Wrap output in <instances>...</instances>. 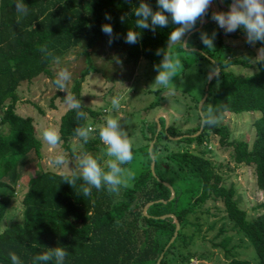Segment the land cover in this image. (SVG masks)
Masks as SVG:
<instances>
[{
	"label": "trees",
	"instance_id": "trees-1",
	"mask_svg": "<svg viewBox=\"0 0 264 264\" xmlns=\"http://www.w3.org/2000/svg\"><path fill=\"white\" fill-rule=\"evenodd\" d=\"M16 2L0 0V126L9 128L5 133L0 130V227L15 198L18 182L26 175L29 178L21 200L23 221L0 228V264H12L9 254L13 252L21 264H42L35 257L55 247H65L69 252L64 264H156L163 253L161 264H192L195 255L190 246L201 232V226L191 218L195 216L198 221V212L211 202L222 204L226 218L256 253L255 262L237 257L230 248L232 238L226 236L215 247L224 250L227 264H264V213L248 219L247 212L236 201L235 187L223 184L222 174L204 151H171L161 146L162 140L166 139L169 143H185L188 148L192 145L201 147L212 135L218 136L221 146L232 148L236 165L254 166L257 188L264 193V54L256 62L254 73L236 74L230 70L232 66L250 68L251 65L248 60L235 57L226 43L227 37L246 36L244 30L226 34L213 22L214 11L210 6L203 27L187 40L196 61H206L213 71L219 70L208 90H203L201 99L206 93L208 96L201 111L200 100L195 102L198 125L182 131L169 123L166 129L165 119L161 117L158 123L162 130L158 135L156 124L148 129L149 135L144 134L147 144L142 149L143 170L132 186L121 187L118 193H110L106 187L92 188L91 195L84 196L82 186L87 185L82 179H77L72 186L66 182L72 179V173L41 166L45 159L44 143L37 135L34 119L18 113L19 86L41 75L55 80L51 69L54 58L61 60L85 44L88 69L75 81L72 93L81 101L80 110L86 115L77 118V111L68 109L58 127L61 137L58 146L71 152L75 129L91 127L87 124L88 118L99 116L97 111L84 106L82 90L85 77L94 68L90 49L100 36L109 43V37L101 31L102 25H112L114 38L111 44L124 47L126 62L134 65L141 59L160 57L162 52H185L179 42L168 48L170 33L178 25L173 24L169 16L167 27H157L155 31L137 29L134 9L139 7L141 0H23L26 15L17 13ZM144 2L153 11L158 10L157 0ZM220 2L229 8L232 0ZM106 13L111 20L105 19ZM199 24L200 21L194 29ZM208 29L209 36L213 31L217 33L214 48L205 47L200 39L201 32ZM129 30L140 33L136 44L125 43ZM255 45L264 48L262 42ZM42 47L44 51H41ZM206 75L208 77V72ZM161 92L162 89L157 94ZM156 105L160 102L151 107ZM209 106L214 108L218 118L214 126L201 123V113L206 114ZM244 112L261 114L253 124L255 139L252 143L232 140L229 127L219 123L227 113ZM99 131L96 129L95 137L87 143L83 141V153L99 150L103 145ZM178 137L181 139H172ZM153 141L155 173L151 169L149 151ZM163 151L162 159L159 154ZM165 172H168L167 176ZM165 183L174 189L173 199L172 191ZM151 202L153 204L145 214V208ZM167 215H174V218H162ZM175 219L180 223V230L168 247L176 231ZM189 228H195V232L189 234ZM223 233L222 229L220 235ZM48 264H55V261Z\"/></svg>",
	"mask_w": 264,
	"mask_h": 264
},
{
	"label": "rangeland",
	"instance_id": "rangeland-1",
	"mask_svg": "<svg viewBox=\"0 0 264 264\" xmlns=\"http://www.w3.org/2000/svg\"><path fill=\"white\" fill-rule=\"evenodd\" d=\"M211 7L214 13L229 10L220 0H213ZM213 22L217 25L215 21ZM206 32L210 33L209 29ZM196 41L199 43V39H196ZM226 43L232 48L235 57L248 60L251 65L250 68L236 65L232 66L230 70L240 75L254 73L256 62L263 57L260 49L255 44L247 43L246 36H240L236 39L227 37ZM84 45L73 49L60 60L59 64L53 63L51 67L54 79H56V74L61 68L66 67L71 72V80L68 82L65 91L59 90L55 85V80L44 75L32 81H25L19 86L20 103L18 113L34 119L37 135L42 140V132L45 127H59L61 117L69 109L64 103V98L67 94L73 95L72 89L75 81L79 80L88 69L89 63ZM163 55L164 52L160 57L153 60L141 59L137 65L128 64L125 48L110 45L101 36L93 48L90 49L94 68L83 82V104L97 111L99 116L97 119L89 117L87 120V124L93 128L89 139L95 137V130H100L109 115L120 119L122 127L128 131L133 140V160L130 164L123 166L134 173V178L129 181L127 187L132 186L134 179L143 170L144 155L142 149L147 144L144 134L149 135L147 134L148 129L153 128L155 124L157 125V132H159V129L162 130L158 123L160 112L162 113L160 118L165 119V128L167 123L168 125L174 123L182 131L197 126L195 102L197 100L202 101V93L204 88L207 87L209 77L215 73L208 62L196 61V55L191 52L169 54L178 56L183 65L173 79L174 90L169 91L163 86L154 84L155 77L158 74L156 66L161 63ZM201 70L204 72L202 73ZM206 72H208V77ZM160 89H162V92L157 94ZM113 98L119 99V109L112 108ZM158 102H160V105L151 107L152 104ZM260 115L259 112L227 113L219 123L229 127L232 140H247L252 143L255 139L253 124ZM0 130L5 133L8 132L9 128L0 126ZM43 143V154L47 159L41 162L44 169L50 168L61 173L79 172L77 157L83 154L84 144L82 139H74L71 142V152L75 155L59 146L52 148L44 140ZM161 146L163 149L166 146L171 151L184 149H190L195 153H203L204 151L205 156L214 163L222 174L223 184L227 187L231 185L235 187L236 201L239 203V207L247 212L248 219H254L260 213H264V193L257 188L254 166L236 165L232 158V148L221 146L218 136L212 135L209 142L201 147L192 145L188 148L185 143H169L166 139L162 140ZM105 150L103 144L99 150H92L89 153L94 156H101ZM59 152L66 154V159L69 161L68 166L56 167L49 163L51 158ZM164 155V151L159 154L162 159ZM107 159L108 157L104 156L100 161L102 167ZM35 171H38V169ZM167 173L165 172L166 176ZM28 178L29 175H26L18 182L15 198L12 200L9 211L1 223V229L12 223L23 221L21 200L27 188ZM197 216L198 221L195 216L191 218L192 221L200 223L201 226V232L197 233L193 244L190 246V251L195 255L192 264H227L228 260L224 250L215 247V244L220 243L226 236L232 238L230 248H232L233 254L239 258L255 262L256 253L254 248L233 228V224L223 212L221 203H209L205 209L198 212ZM222 229L224 233L220 235ZM187 232L191 234L195 232V228H189Z\"/></svg>",
	"mask_w": 264,
	"mask_h": 264
},
{
	"label": "clouds",
	"instance_id": "clouds-1",
	"mask_svg": "<svg viewBox=\"0 0 264 264\" xmlns=\"http://www.w3.org/2000/svg\"><path fill=\"white\" fill-rule=\"evenodd\" d=\"M211 4L212 0H157L158 10L153 11L148 3L141 0L139 7L134 9V14L137 17L136 28L155 31L157 27H167L170 16L171 22L178 25V27L170 33L168 48L179 42L185 52H191L192 49L184 37L195 28L198 21L202 20ZM15 6L18 14H27V7L23 0H17ZM211 18L226 34L243 29L247 43L252 45L256 42L264 43V0H232L227 12L213 13ZM105 19L111 20L112 17L106 13ZM123 21L124 17L122 16L121 22ZM101 31L109 37V44L111 45L114 38L112 25H102ZM216 35L215 31L211 36L207 32H201L200 39L205 47L214 48ZM139 36V32L129 30L125 37V43L136 44ZM44 50L42 47L41 51ZM260 53L261 55L264 54V48L260 49ZM54 63L59 64V58H54ZM182 67L181 59L178 56L164 53L161 63L156 66L158 74L155 77L154 84L173 91L175 88L173 79ZM71 76V72L66 67L61 68L56 74L55 85L57 88L65 91ZM64 103L69 109L77 111V118H83L86 115L80 110L82 108L81 101L76 99L75 96L67 94ZM119 107V99L113 98L112 108L119 109ZM201 117L202 125L214 126L218 123V118L212 106H209L206 114L202 112ZM91 132L90 127L75 129L76 138L82 139L85 143H87ZM99 136L106 148L103 155L94 156L92 153L84 152L77 157L79 172L72 171V179L66 180L67 183L73 186L77 179H82L84 184L87 185L82 186L84 196H90L92 188L101 190L106 187L108 192L118 193L121 187H127L129 181L134 178V173L129 168L123 167L133 160V140L128 131L122 127L120 119L109 115L100 128ZM42 138L52 148H56L61 143L59 129L54 126L45 127ZM150 154L154 155L155 153L151 152ZM104 156H107L108 159L102 167L100 161ZM49 163L56 167L69 165L66 154L63 152L55 154ZM9 255L12 264H21L20 258L14 252ZM68 255L69 252L65 247H55L37 255L35 260L42 262V264H48L53 260L55 264H64Z\"/></svg>",
	"mask_w": 264,
	"mask_h": 264
},
{
	"label": "water",
	"instance_id": "water-1",
	"mask_svg": "<svg viewBox=\"0 0 264 264\" xmlns=\"http://www.w3.org/2000/svg\"><path fill=\"white\" fill-rule=\"evenodd\" d=\"M204 22H205V16L202 18V20H200V24H199V26H198L196 29H194L193 31H191V32L187 35V37L185 38V40L187 41V40H188V37H189L192 33L197 32L198 30H200V29L203 27ZM218 72H219V70H217L215 73H213L212 75H210L209 80H208V84H207V87H206V90H208V88H209V84H210L212 78H213ZM207 96H208V94L206 93L205 96H204V98H203L202 101L200 102V105H199V110H200V111H201L202 105H203L204 101L206 100ZM159 119H160V116H159ZM159 119H158V122H159ZM159 127H160V126H159ZM167 128H168V123H167V127H166V129H167ZM158 131H160V129H159ZM200 132H201V131H199L196 135H198ZM158 133H159V132H157L156 136L158 135ZM172 139H173V140H178V139H181V137H178V138H172ZM154 143H155V141H153V142L151 143V145H150V148H149L150 153L152 152V149H153ZM151 158H152L151 169H152L153 173H155V157H154V155L151 154ZM165 185L168 186V187L171 189V191H172L171 199H173V198L175 197V191H174V189H173V188L170 186V184H168V183H165ZM162 202H165V201L162 200ZM152 204H153V202L149 203V204L146 206V208H145V214H146V212H147V209H148ZM166 217H173V218H174V215H167V216H163L162 218H166ZM175 222H176V231H175V234H174L173 238L171 239V241H170L168 247L174 242V240L176 239V237H177V235H178V233H179V230H180V223H179V221L175 219ZM168 247H167V248H168ZM167 248H166V249H167ZM163 256H164V253L161 255V257L159 258V260H158V262H157L156 264H161V261H162V259H163Z\"/></svg>",
	"mask_w": 264,
	"mask_h": 264
},
{
	"label": "crops",
	"instance_id": "crops-1",
	"mask_svg": "<svg viewBox=\"0 0 264 264\" xmlns=\"http://www.w3.org/2000/svg\"><path fill=\"white\" fill-rule=\"evenodd\" d=\"M160 115H162V113H161V112H160ZM160 115H159V116H160ZM35 127H36V125H35ZM36 129H37V128H36ZM75 139H77V138H75ZM45 160H47V159L45 158Z\"/></svg>",
	"mask_w": 264,
	"mask_h": 264
},
{
	"label": "built area",
	"instance_id": "built-area-1",
	"mask_svg": "<svg viewBox=\"0 0 264 264\" xmlns=\"http://www.w3.org/2000/svg\"><path fill=\"white\" fill-rule=\"evenodd\" d=\"M92 130H93V128L92 127H90Z\"/></svg>",
	"mask_w": 264,
	"mask_h": 264
}]
</instances>
